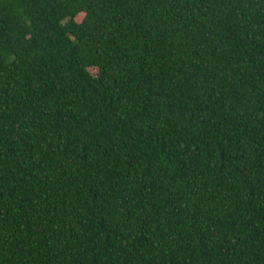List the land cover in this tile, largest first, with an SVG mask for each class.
<instances>
[{"label": "trees", "instance_id": "1", "mask_svg": "<svg viewBox=\"0 0 264 264\" xmlns=\"http://www.w3.org/2000/svg\"><path fill=\"white\" fill-rule=\"evenodd\" d=\"M0 264H264V0H0Z\"/></svg>", "mask_w": 264, "mask_h": 264}, {"label": "rangeland", "instance_id": "2", "mask_svg": "<svg viewBox=\"0 0 264 264\" xmlns=\"http://www.w3.org/2000/svg\"><path fill=\"white\" fill-rule=\"evenodd\" d=\"M89 71H90V73L95 74L96 69L91 68V69H89Z\"/></svg>", "mask_w": 264, "mask_h": 264}]
</instances>
